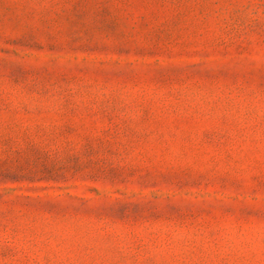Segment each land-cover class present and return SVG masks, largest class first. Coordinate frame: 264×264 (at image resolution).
Wrapping results in <instances>:
<instances>
[{"label":"rangeland","instance_id":"rangeland-1","mask_svg":"<svg viewBox=\"0 0 264 264\" xmlns=\"http://www.w3.org/2000/svg\"><path fill=\"white\" fill-rule=\"evenodd\" d=\"M0 264H264V0H0Z\"/></svg>","mask_w":264,"mask_h":264}]
</instances>
